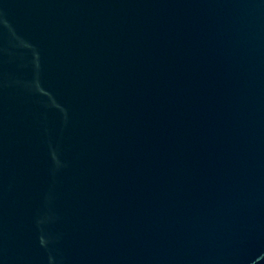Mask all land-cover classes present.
<instances>
[{"label": "water", "instance_id": "95a60500", "mask_svg": "<svg viewBox=\"0 0 264 264\" xmlns=\"http://www.w3.org/2000/svg\"><path fill=\"white\" fill-rule=\"evenodd\" d=\"M0 264H264V0H0Z\"/></svg>", "mask_w": 264, "mask_h": 264}]
</instances>
